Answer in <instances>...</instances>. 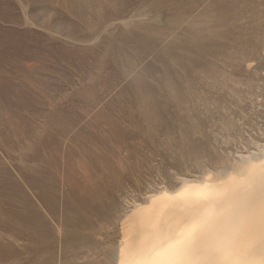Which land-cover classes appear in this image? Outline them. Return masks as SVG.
<instances>
[{
  "label": "rangeland",
  "instance_id": "374dc122",
  "mask_svg": "<svg viewBox=\"0 0 264 264\" xmlns=\"http://www.w3.org/2000/svg\"><path fill=\"white\" fill-rule=\"evenodd\" d=\"M264 144V0H0V264H116L134 203Z\"/></svg>",
  "mask_w": 264,
  "mask_h": 264
},
{
  "label": "bare ground",
  "instance_id": "6f19581e",
  "mask_svg": "<svg viewBox=\"0 0 264 264\" xmlns=\"http://www.w3.org/2000/svg\"><path fill=\"white\" fill-rule=\"evenodd\" d=\"M126 212L116 264H264V144Z\"/></svg>",
  "mask_w": 264,
  "mask_h": 264
}]
</instances>
